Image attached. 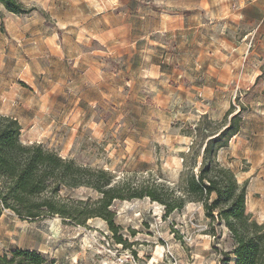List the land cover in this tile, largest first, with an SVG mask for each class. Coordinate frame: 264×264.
I'll list each match as a JSON object with an SVG mask.
<instances>
[{"label":"rangeland","instance_id":"1","mask_svg":"<svg viewBox=\"0 0 264 264\" xmlns=\"http://www.w3.org/2000/svg\"><path fill=\"white\" fill-rule=\"evenodd\" d=\"M20 1L25 14L0 5V114L18 119L21 142L114 179L155 178L177 190L192 142L181 130L204 113L221 120L233 104L242 126L219 160L248 180L249 208L262 213L264 0ZM111 211L116 232L100 217L74 225L6 211L0 255L22 248L46 264L234 262L225 261L229 231L200 203L165 214L149 197L121 199Z\"/></svg>","mask_w":264,"mask_h":264},{"label":"trees","instance_id":"2","mask_svg":"<svg viewBox=\"0 0 264 264\" xmlns=\"http://www.w3.org/2000/svg\"><path fill=\"white\" fill-rule=\"evenodd\" d=\"M0 5L17 15L28 12L20 0H0ZM242 121V113L235 112L232 104L221 120L204 113L186 124L181 132L192 142L182 154L176 190L155 178L146 184L132 177L114 179L105 169L77 164L40 143L25 144L18 119L0 114V217L6 211L28 220L59 216L74 225L100 217L116 232L111 211L115 200L149 197L164 205L165 214L200 203L212 225H224L229 231L233 246L225 252L226 262L232 255L233 264H264V222L245 215L248 180L240 183L234 170L219 160V152L240 131ZM80 188L99 196L63 194ZM117 240L123 243L121 237ZM0 264H46V258L36 250L16 248L0 255Z\"/></svg>","mask_w":264,"mask_h":264},{"label":"crops","instance_id":"3","mask_svg":"<svg viewBox=\"0 0 264 264\" xmlns=\"http://www.w3.org/2000/svg\"><path fill=\"white\" fill-rule=\"evenodd\" d=\"M223 7V6H222ZM11 13V12H10ZM12 14H14V13H12ZM236 136V135H235ZM234 136V137H235ZM233 138V137H232ZM234 139V138H233ZM232 142H235V140H232ZM221 152V151H220ZM252 196H253V192L247 187V194H246V209H245V215H247V213L248 214H251V217L249 218V219H251V220H255V221H257L258 223H263L264 222V202L262 201V194H260L259 196H258V198L256 199V203L258 204V205H260L261 206V209H263L262 210V213H256V214H254L253 212H252V210H250V208H249V200H251V198H252ZM249 217V216H248Z\"/></svg>","mask_w":264,"mask_h":264}]
</instances>
